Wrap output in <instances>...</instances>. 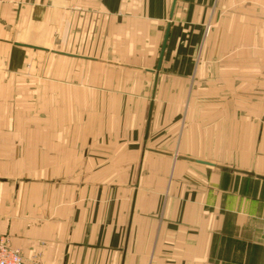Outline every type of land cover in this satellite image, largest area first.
Masks as SVG:
<instances>
[{
  "label": "crops",
  "instance_id": "0c3cea01",
  "mask_svg": "<svg viewBox=\"0 0 264 264\" xmlns=\"http://www.w3.org/2000/svg\"><path fill=\"white\" fill-rule=\"evenodd\" d=\"M217 3L177 0L170 19L173 0L1 1L0 93L45 98L27 133L0 103V158L38 174L0 179V234L23 264H264V21L224 32L240 49L215 80ZM102 90L108 113L83 104Z\"/></svg>",
  "mask_w": 264,
  "mask_h": 264
},
{
  "label": "rangeland",
  "instance_id": "374dc122",
  "mask_svg": "<svg viewBox=\"0 0 264 264\" xmlns=\"http://www.w3.org/2000/svg\"><path fill=\"white\" fill-rule=\"evenodd\" d=\"M2 0H0L1 3ZM256 0H224L223 5L220 6L221 2L218 0V7L216 11H214L213 17L209 19L207 22V34L209 35L207 48L205 50L206 53L213 54V58L211 61L208 62V68L213 69L214 75L217 77L213 78L215 80H220L219 78V70L221 64V53H237L238 49H240L235 39V34L237 32L236 22L237 21H245L246 23H252L253 21H264V8L260 4H254ZM263 4V1L261 0ZM230 26L231 34L229 35L228 42L226 44L222 42V37L224 32L226 33L227 29ZM234 32V34L232 33ZM226 36V35H225ZM247 48V46H246ZM242 49V47H241ZM34 50V49H33ZM248 51V50H245ZM36 52V51H32ZM242 53V51H241ZM246 53V52H244ZM37 53H33L30 55L31 60L28 61L26 65V69H41L43 70L45 67V57L43 53L40 55H36ZM224 63V62H223ZM228 64H230V68H237L238 64L241 67L249 66L252 64L251 60H247V56L242 58L241 60H237L236 57L230 56ZM103 71V69H102ZM247 71V70H246ZM104 72V71H103ZM27 80V79H26ZM103 80V78H102ZM108 82H110L112 87V75L108 77L106 74L105 81H102V88L109 87ZM27 84V83H26ZM22 89L20 93L12 92V91H5L4 93H0V103H4L7 105L15 104V108L10 111V116H19L21 118V124L18 126L21 133L29 132V129H32V125L30 126L28 121L32 116H40L44 117V92H29L28 86ZM214 87L218 90L217 92L209 93L208 104H220V87L219 83L214 85ZM94 96V97H93ZM235 96V94H234ZM230 101L232 99V95L230 94ZM213 102V103H212ZM17 104V105H16ZM36 104V105H35ZM71 104V103H70ZM76 104V103H75ZM83 104H102L101 112L108 113V106L105 104H112V92H102L99 94H91L85 93V99ZM134 104H142V101H135ZM6 105V106H7ZM106 106V107H105ZM19 108V109H18ZM36 113V114H35ZM28 141L22 140V149L28 148ZM12 159V160H11ZM13 158L10 157H3L0 158V179H7L11 182H20L26 181L30 178L38 175L37 173H31L26 170L27 168V158ZM26 170V171H25ZM1 235V234H0ZM6 236L9 241L10 238ZM11 245V243H10ZM12 246V245H11ZM13 248V247H12ZM17 250V249H15Z\"/></svg>",
  "mask_w": 264,
  "mask_h": 264
},
{
  "label": "built area",
  "instance_id": "2783aa9c",
  "mask_svg": "<svg viewBox=\"0 0 264 264\" xmlns=\"http://www.w3.org/2000/svg\"><path fill=\"white\" fill-rule=\"evenodd\" d=\"M23 258L18 250L10 245L6 236L0 235V264H23Z\"/></svg>",
  "mask_w": 264,
  "mask_h": 264
},
{
  "label": "water",
  "instance_id": "95a60500",
  "mask_svg": "<svg viewBox=\"0 0 264 264\" xmlns=\"http://www.w3.org/2000/svg\"><path fill=\"white\" fill-rule=\"evenodd\" d=\"M176 2H177V0H173V6H172L171 14H170V19H172V17H173V13H174V9H175V6H176ZM168 35H169V26H168V28L166 30V34H165L164 42H163V45H162V49H161V53H160V57H159V61H158V65H157L156 72H158L161 69V65H162V61H163L164 53H165V49H166ZM17 45L18 46H21V47H24V48H29V49H34V50H40V51H47L44 48H40V47H36V46L23 45V44H17ZM156 83H157V76H156V80H155V86H154L153 96L155 95ZM152 109H153V104L151 103L150 110H149V114H148V127H149L150 119H151V116H152Z\"/></svg>",
  "mask_w": 264,
  "mask_h": 264
}]
</instances>
